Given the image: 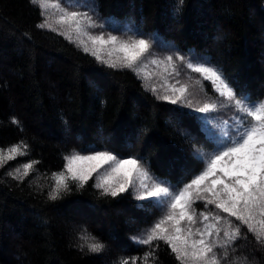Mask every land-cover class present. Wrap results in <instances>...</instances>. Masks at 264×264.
Masks as SVG:
<instances>
[{
	"label": "snow or ice",
	"instance_id": "1",
	"mask_svg": "<svg viewBox=\"0 0 264 264\" xmlns=\"http://www.w3.org/2000/svg\"><path fill=\"white\" fill-rule=\"evenodd\" d=\"M26 7L34 16L31 28L22 31L8 23L6 38L28 46L20 55L28 61L31 74L38 66L31 33L55 34L85 59L91 58L89 84L96 99L105 94L107 76L131 74L145 94L173 106L166 108L172 120L195 135L184 133L191 155L174 154L153 163L137 148L147 131L137 117L121 113L115 126L107 129L100 121L88 139L77 135L61 115L62 143L69 146L61 155V166L50 176L40 170L39 159L12 167L10 162L32 150V144L21 138L0 147V169L15 182L6 186L35 185L34 198L53 209L89 188L97 190L98 200L110 198L117 205L133 197L135 203L127 211L143 225L130 238L134 247L115 234L108 239L121 251L138 254L118 257L113 264H158L161 246L170 250L174 264H262L264 85L253 90L227 75L205 51L167 40L158 29L148 31L135 20L103 15L100 0H26ZM187 9V0H166L163 16L179 22ZM4 39L5 29H0V42ZM215 39L222 41L225 36L218 34ZM44 67L53 70L50 64ZM81 71L75 66V79H80ZM50 87L55 88L54 82ZM135 100L129 97V102ZM9 121L24 130L15 115ZM41 179L47 183H40ZM74 204L78 209L91 207L82 201ZM68 236L69 246L82 255L103 254L107 249L86 223H73Z\"/></svg>",
	"mask_w": 264,
	"mask_h": 264
},
{
	"label": "trees",
	"instance_id": "2",
	"mask_svg": "<svg viewBox=\"0 0 264 264\" xmlns=\"http://www.w3.org/2000/svg\"><path fill=\"white\" fill-rule=\"evenodd\" d=\"M165 2L100 0L103 15L135 20L148 31L158 29L167 40L205 51L227 75L236 76L253 90L264 85V0H187L186 15L179 22L164 18ZM33 20L26 0H0V29H5V39L0 42V147L6 148L21 138L32 144L30 154L10 162L12 167L39 159L43 162L40 170L50 176L61 166V155L69 147L62 143L61 115L71 122L77 135L88 139L93 138L100 121L107 129L115 126L121 113L135 116L147 129L137 148H142L143 155L150 156L153 163L174 154L191 155L184 133L194 136L195 132L172 120L166 108L173 106L156 101L151 93L145 94L131 74L122 72L107 76L101 103L89 84L91 58L85 59L62 37L31 33L38 65L35 75L31 74L28 61L20 55V50L28 46L6 37L8 23L23 31L31 28ZM218 34L225 39L217 41ZM49 64L53 70L45 69ZM77 65L83 69L79 80L75 79ZM130 96L136 97L135 102H129ZM12 115L20 119L23 131L10 124ZM153 171L161 175L158 169ZM3 173L0 169V264H113L118 257L138 254L131 249L123 252L108 239L115 234L134 247L130 238L143 225H138L127 211L135 203L133 197L117 205L110 198L98 200L97 190L89 188L53 209L43 199L34 198L35 185L10 189L6 186L10 178ZM40 183L46 184L47 180L41 179ZM74 201L91 207L78 209ZM82 212L89 214L83 216ZM73 223H86L89 231L107 245L106 251L82 255L70 247L68 230ZM158 264H174L170 250L164 246L159 250Z\"/></svg>",
	"mask_w": 264,
	"mask_h": 264
}]
</instances>
